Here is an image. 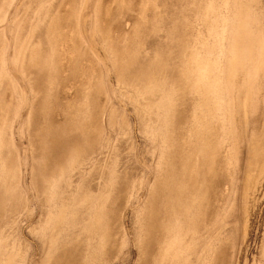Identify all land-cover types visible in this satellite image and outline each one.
<instances>
[{"label":"rangeland","instance_id":"obj_1","mask_svg":"<svg viewBox=\"0 0 264 264\" xmlns=\"http://www.w3.org/2000/svg\"><path fill=\"white\" fill-rule=\"evenodd\" d=\"M0 264H264V0H0Z\"/></svg>","mask_w":264,"mask_h":264},{"label":"bare ground","instance_id":"obj_2","mask_svg":"<svg viewBox=\"0 0 264 264\" xmlns=\"http://www.w3.org/2000/svg\"><path fill=\"white\" fill-rule=\"evenodd\" d=\"M214 4H215V3H214ZM241 4H242V3H241ZM215 6L217 7V6H219V5H216V4H215ZM232 6H233V5H232ZM212 7H213V4H212ZM199 8H200V7H199ZM149 9H150V8H149ZM149 9H147V10L149 11ZM211 9H212V8H211ZM151 10H154V9L151 8ZM201 10H202V9H201ZM214 10H215V9H214ZM219 11H220V9H219ZM151 12H152V11H151ZM208 13H209V11H208ZM241 21H242V20H241ZM208 22H209V21H208ZM201 23H202V22H201ZM203 23H205V22H203ZM206 23H207V22H206ZM208 24H210V25H208ZM208 24H203L202 26L205 25L204 27H205V29H206V26H212V25H214L213 23H212V25H211V22H209ZM199 25H200V24H199ZM202 26H200L201 29L203 28ZM214 27H215V28H214L215 30H218V29H219L218 27H217L218 29L216 28V25H215ZM209 28L211 29L212 27H209ZM209 28H208V30H210ZM199 30H200V29H199ZM203 30H204V28H203ZM222 30H223V29H222ZM197 31H198V29H197ZM223 31H224V30H223ZM191 32H192V30H191ZM200 32H201V31H200ZM207 32L209 33V31L206 30L205 33H207ZM212 32H213V34L215 35V32L213 31V29H212ZM217 32H218V31H217ZM217 32H216V33H217ZM244 32H246V31L244 30ZM244 32H243V34H244ZM189 33H190V32H189ZM189 33H187V37H188ZM192 33H193V32H192ZM202 33H203V32H202ZM205 33H204V34H205ZM210 33H211V32H210ZM222 33H224V32H222ZM243 34H242V35H243ZM194 35H195V34H194ZM196 35H197V34H196ZM209 35H211V34H209ZM209 35H208V36H209ZM214 35H213V37H211V38H214L213 40H215V36H216V35H215V36H214ZM189 36H190V35H189ZM211 36H212V35H211ZM243 36H244V35H243ZM243 36H242V38L245 37V36H244V37H243ZM184 37H186V35H185ZM199 37H202V38L205 37V38H206L207 36H206V35L204 36V35L202 34V36L199 35ZM199 37H198V38H199ZM239 37H241V36H239ZM202 38H199L200 41H203ZM209 38H210V36H209ZM196 39H197V38H196ZM206 39H207V38H206ZM231 39H232V38H231ZM204 40H205V39H204ZM213 40H212V41H213ZM239 40H241V39L239 38ZM207 41H208V40H207ZM244 41H245V40H244ZM244 41L242 40V43H245L247 40H246L245 42H244ZM246 43H247V42H246ZM215 44H216V43H215ZM237 44H240V43H237ZM237 44H236V47H233V44H232V48H233V49H234V48H238V47H237ZM223 45H225V44H223ZM226 45H227V44H226ZM226 45H225V50H227ZM240 45H241V44H240ZM244 45H245V48H246V44H243V47H244ZM247 45H249V44H247ZM216 46H217V45H216ZM218 46H219V45H218ZM221 47H222V45H221ZM227 47H228V45H227ZM229 47H230V44H229ZM241 47H242V45H241ZM243 47H242V48H243ZM180 48H181V46H180ZM185 48H187V46H185ZM188 48H189V47H188ZM199 48H200V47H199ZM212 48H214V47H212ZM232 48L230 47V50H232ZM239 49H240V47H239ZM248 49H250V48H247V50H248ZM241 50H244V49H241ZM192 54H193V53H192ZM200 54H201V53H200ZM203 54H204V53H203ZM203 54H202V55H203ZM227 54H230V51H228ZM227 54H226V57L229 56V55L227 56ZM232 54H233V53H232ZM194 55H195V54H194ZM197 55H198V54H197ZM195 56H196V55H195ZM194 58H195V57H194ZM203 58H204V55H203ZM197 59H198V58H197ZM201 59H202V57H201ZM201 59H200V60H201ZM105 60H106V58H105ZM105 60H102V61L104 62ZM107 60H108V59H107ZM121 60H122V59H121ZM228 60H229V59H228ZM228 60H227V62H228ZM108 61H109V60H108ZM201 61H202L201 63H203V60H201ZM123 62H124V61H123ZM199 62H200V61H199V59H198V63H199ZM105 63H106V62H104V64H105ZM121 63H122V61H121ZM124 63H125V62H124ZM205 63H206V62H205ZM205 63H203L204 66H206ZM104 64H102V65H104ZM229 64H231V63L229 62ZM118 65H119V63H118ZM201 67H203L202 64H201ZM104 68H105V65H104ZM204 69H205V67H204ZM47 70H48V69H47ZM207 71H208V70H207ZM205 72H206V71H205ZM47 73H48V72H47ZM50 74H51V73H50ZM179 79H182V78H179ZM150 80H151V79H150ZM186 81H187V80H186ZM224 81H225V80H224ZM226 81H227V80H226ZM196 82H199V81L197 80ZM228 83H229V82H228ZM215 84H216V83H215ZM225 84H226V83H225ZM197 85H198V84H197ZM200 85H201V84H200ZM203 85H204V84H203ZM227 85H228V84H227ZM213 86H215V85H213ZM98 87H99V86H98ZM199 87H200V86H199ZM201 87H202V86H201ZM204 87H206V86H204ZM215 87H216V86H215ZM100 88H101V87H100ZM195 89H196V88H195ZM98 90H99V89H98ZM95 91H96V90H95ZM98 92H99V91H98ZM100 92H101V90H100ZM166 93H167V92H166ZM170 94H171V93H170ZM97 95H98V94H97ZM92 96H93V95H92ZM172 97H173V96H172ZM93 98H96V97H93ZM170 98H171V97H170ZM88 99H89V98H88ZM92 100H94V99H92ZM146 100H147V99H146ZM171 100H172V99H171ZM96 101H97V100H96ZM172 101H173V100H172ZM90 102H91V101H90ZM92 102H93V101H92ZM92 102H91V103H92ZM162 102H163V101H162ZM164 102H165V100H164ZM96 103H97V102H96ZM161 104H162V103H161ZM170 104H171V103H170ZM91 106H92V104H91ZM96 106H98V105H96ZM96 106H95L94 103H93V107H96ZM160 106H162V105H160ZM164 106H165V105H164ZM97 109H99V108L97 107ZM92 110H93V108H92ZM170 110H171V109H170ZM98 111H99V110H98ZM144 111H145V110H144ZM93 112H94V111H93ZM170 112H171V111H170ZM94 113L96 114L97 112L95 111ZM146 113H147V112H146ZM148 113H149V112H148ZM98 114H99V113H98ZM91 115H92V113H91ZM96 117H98V116H96ZM94 118H95V117H94ZM94 120H96V118H95ZM94 122H95V121H94ZM94 122H93V124H96V125H97V123H96V122L94 123ZM165 127H166V126H165ZM162 128H163V127H162ZM163 129H164V128H163ZM163 129H162V130H163ZM201 130H202V129H201ZM168 192H170V191H168ZM171 194H172V193H171ZM166 198H168V196H167ZM169 198H170V197H169ZM173 199H174V198H173ZM167 200H168V199H167ZM170 202H171V201H170ZM169 204H170V203H169ZM171 204H172V203H171ZM185 204H186V203H185ZM190 204H192V203H190ZM167 205H168V204H167ZM190 206H191V205H190ZM210 233H211V232H210ZM212 233H213V232H212ZM208 235H210V234H208Z\"/></svg>","mask_w":264,"mask_h":264}]
</instances>
